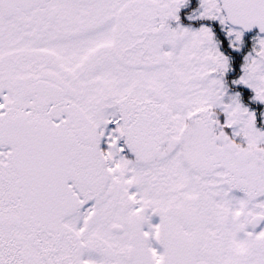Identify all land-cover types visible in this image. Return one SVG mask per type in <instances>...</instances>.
Masks as SVG:
<instances>
[{
	"label": "snow or ice",
	"instance_id": "6c2138e0",
	"mask_svg": "<svg viewBox=\"0 0 264 264\" xmlns=\"http://www.w3.org/2000/svg\"><path fill=\"white\" fill-rule=\"evenodd\" d=\"M0 264H264V0H0Z\"/></svg>",
	"mask_w": 264,
	"mask_h": 264
}]
</instances>
